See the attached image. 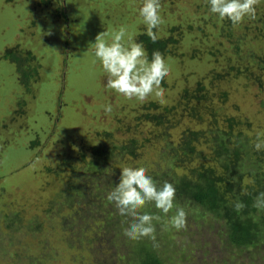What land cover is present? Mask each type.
<instances>
[{
	"label": "rangeland",
	"instance_id": "rangeland-1",
	"mask_svg": "<svg viewBox=\"0 0 264 264\" xmlns=\"http://www.w3.org/2000/svg\"><path fill=\"white\" fill-rule=\"evenodd\" d=\"M63 1L0 0V52L13 44L29 50L33 56L29 63H37L38 72L36 79H30L31 92H24L15 80L12 64L0 58V264H99L98 260L101 264H128L126 245L130 239L121 228L125 226L110 223L117 219L114 213L105 216L106 209L113 212L115 208L106 198L115 185L109 189L99 184L103 201L84 223L76 225L68 220L60 225L61 214L69 210L60 203L59 189L65 187L63 181L69 171L67 165H61L56 172L53 163L60 154H71L72 163L78 165L76 151L103 142L104 130L114 138L122 137L127 127L135 134L147 135L148 122L138 121L132 126L133 116L145 101L127 99L107 88L108 75L90 45L97 34L121 25L134 37L138 31L147 32L138 14L143 0ZM160 4L163 23L153 31L157 35L169 33L177 41L172 47L175 54L165 55L170 67L162 86L165 102L153 96L148 99L158 105L172 103L180 97L182 86L200 78L207 81L212 67L222 72L228 63L250 66L249 73L232 75L228 71L219 81L212 80L227 89L224 102L217 101L214 85L207 97L221 106L217 122L222 111L228 114L238 110L236 115L246 121L239 129L247 137V145L253 146L257 134L264 133V70L256 64V58L264 55V0L256 6L255 19L245 17L235 26L211 13L208 0H160ZM57 8L65 17H60ZM171 25L175 27L170 30ZM257 74L261 85L253 80ZM19 98L24 100L22 110L12 115ZM108 104L112 106L110 113L104 111ZM55 107L59 108L57 116ZM34 137L38 143L27 146ZM153 144L139 161L155 158ZM259 166L264 167V156ZM242 178L249 180L248 175ZM147 206L139 211L145 213ZM178 207L187 213L186 230L177 231L168 223ZM198 210L183 200L175 202L169 213L162 212V220L155 227L169 232L170 244L162 248L169 263L224 264L222 258L229 254V259H240L244 252L223 246L219 222ZM11 214L18 218L8 220ZM35 222L39 225L36 228L31 225ZM259 248L264 257V244ZM245 256L243 264L252 260L246 262Z\"/></svg>",
	"mask_w": 264,
	"mask_h": 264
},
{
	"label": "trees",
	"instance_id": "trees-1",
	"mask_svg": "<svg viewBox=\"0 0 264 264\" xmlns=\"http://www.w3.org/2000/svg\"><path fill=\"white\" fill-rule=\"evenodd\" d=\"M40 1L47 3L49 0ZM60 6L62 8V5ZM56 11L60 17H65L62 9L57 8ZM174 27L171 25L169 29ZM146 33L145 30L136 32L135 39L144 44L149 59L155 50L160 51L164 57L166 54H175L172 47L177 41L176 37L169 33L157 35L158 39L153 43ZM63 39L65 43V37ZM0 58L12 64L15 80L22 86L23 91L31 92L30 79H36L38 72L37 63H29L33 58L29 50L15 44L6 45L0 52ZM253 58L252 56L251 59ZM256 64L264 70V55L256 58ZM249 67L245 64L228 63L222 72L212 67L207 81H201L199 77L194 84L182 86L180 97L174 98L172 103L158 105L148 99L140 105V111L133 116L132 124L135 126L138 121L148 122L150 127L146 131L147 135L135 134V131L130 130L131 127L126 126L123 130L125 134L114 138L110 131L104 130L103 142L90 143L76 151L74 157L78 158V165L72 163L71 154H60L53 163L54 171H60L61 165H67L69 171L63 181L65 187L59 189L62 194L60 203L69 210L67 214H61L60 225L68 220L79 225L84 223L87 217H91L103 201L98 191L99 184H103L102 188L109 189L111 185H116L123 167H145L148 169L147 174L154 179L158 187L165 181L173 184L176 190L174 203L184 200L187 204L196 205L199 214L207 212L216 223L219 222L223 228L224 247L244 252L238 260L229 259L230 254L229 257L222 258L224 264H243V256L246 254H249L245 256L246 262L248 258L252 259L247 264H264V257L261 256L259 248L260 244H264V210L252 206L254 198L264 192V167L259 166L264 149L257 151L252 145H247V137L242 135L239 129V124L246 121L244 117L236 115L238 110L228 114L222 111L217 122V110L221 106L215 105L208 100L210 97H207L208 89L212 90L211 85H214L218 90L217 101L224 102L227 89L212 83V80L219 81L228 71H231L232 75L249 73ZM253 80L261 85L258 74ZM205 82L208 84L204 85ZM163 85L164 81L161 86ZM23 102L22 98L16 100L17 106L12 109V115L21 112ZM55 108L54 113L57 116L59 108ZM155 141L158 143H154ZM37 143L38 140L34 137L28 141L27 146L31 147ZM151 144L156 147L155 158L139 161L147 148L152 147ZM207 158H210L211 162L206 160ZM46 168L49 171V167ZM243 175H248L249 180L243 181ZM237 200L246 205L241 212L234 210L233 203ZM146 205V213L162 216L154 202H148ZM113 213L117 219L110 223L121 222V225L128 226L129 218L119 215L115 208L113 212L106 209V218ZM9 217L8 220H15L18 215L11 214ZM153 223L156 226L157 222ZM31 225L35 228L39 226L38 222ZM67 226L71 228L69 223ZM117 227L119 228L118 225ZM121 228L124 229L122 226ZM167 233L169 232L156 228L159 244L156 248L148 238L130 239L126 245L128 264H170L168 255L164 254L162 249L170 244ZM202 250L205 251L204 248ZM222 255L224 254L220 257ZM42 261L44 263V260ZM98 262L101 264L99 260Z\"/></svg>",
	"mask_w": 264,
	"mask_h": 264
},
{
	"label": "clouds",
	"instance_id": "clouds-1",
	"mask_svg": "<svg viewBox=\"0 0 264 264\" xmlns=\"http://www.w3.org/2000/svg\"><path fill=\"white\" fill-rule=\"evenodd\" d=\"M208 3L211 13L217 14L221 21L228 19L235 26L242 23L245 17L255 19L256 6L260 0H208ZM160 9V0H143L138 9L142 22L147 26L146 34L153 43L158 39L153 30L163 23ZM47 34L50 35L51 32ZM90 45L94 49L95 58L108 75V89L140 102L146 101L149 96H153L160 103L165 102V89L161 85L169 76L170 67L160 51H153L149 59L144 44L137 41L125 25L114 28L111 32L97 34L95 42ZM104 111L110 113L112 106L105 105ZM253 147L257 151L264 149V133L257 134ZM147 172L145 167H123L119 182L106 198L114 204L119 215L129 218L123 234L131 240L148 238L156 248L159 244L153 222H159L161 216L141 213L139 210L146 203L154 202L158 210L164 214L169 213L174 208L176 190L167 181L158 187ZM252 206L264 210V192L254 198ZM233 207L235 211L241 212L246 205L237 200ZM168 223L177 231L186 230V211L182 207L176 208Z\"/></svg>",
	"mask_w": 264,
	"mask_h": 264
}]
</instances>
